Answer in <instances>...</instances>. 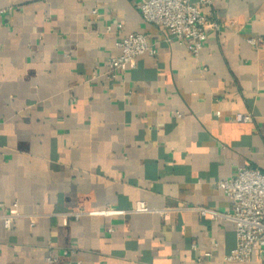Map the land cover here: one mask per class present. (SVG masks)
<instances>
[{
	"label": "crops",
	"instance_id": "obj_1",
	"mask_svg": "<svg viewBox=\"0 0 264 264\" xmlns=\"http://www.w3.org/2000/svg\"><path fill=\"white\" fill-rule=\"evenodd\" d=\"M141 1L0 0V215H19L0 218V264H225L236 246L234 222L194 208L231 211L218 182L264 173V0L205 7L221 29L198 57ZM118 23L158 53L114 82ZM138 201L157 211L85 214Z\"/></svg>",
	"mask_w": 264,
	"mask_h": 264
},
{
	"label": "built area",
	"instance_id": "obj_2",
	"mask_svg": "<svg viewBox=\"0 0 264 264\" xmlns=\"http://www.w3.org/2000/svg\"><path fill=\"white\" fill-rule=\"evenodd\" d=\"M213 3L214 0H142L139 8L145 21L163 28L169 40L177 41L198 57L206 44L208 29H221V25L210 21L204 12V8ZM8 12V8L0 7V17ZM116 28L118 36L115 47L118 52L109 58L108 62V77L114 82L136 67L137 57L146 53L156 56L158 53V48L150 42L147 34L122 35V23H118ZM107 30L111 31L112 27L108 26ZM247 41L253 46L259 42L255 37H248ZM217 114L220 115V112ZM235 120L253 122L254 117L251 113H238ZM218 185L231 199L232 210L219 211L207 206H197L194 209L203 217L234 222L237 243L226 254L224 263L247 262L255 250L264 256V173L256 167H242L232 177L219 181ZM152 211L157 210L151 209L145 201H138L131 210L108 208L85 214L118 216ZM158 212L164 213L161 210ZM83 214L73 212L69 215L78 219ZM18 216L17 213H6L0 215V218L5 227L11 229L13 221ZM75 251V248L65 249L63 254L67 256ZM211 255L212 253L207 251L204 256Z\"/></svg>",
	"mask_w": 264,
	"mask_h": 264
}]
</instances>
